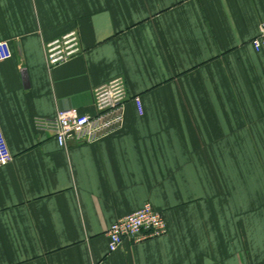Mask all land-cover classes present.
<instances>
[{
  "label": "crops",
  "instance_id": "1",
  "mask_svg": "<svg viewBox=\"0 0 264 264\" xmlns=\"http://www.w3.org/2000/svg\"><path fill=\"white\" fill-rule=\"evenodd\" d=\"M263 23L264 0H0L14 155L0 167V264H264V199L237 193L239 148L253 175L247 155L264 146ZM73 30L81 54L50 67L46 45ZM117 77L123 122L98 140L62 147L37 125L96 114L95 88ZM147 201L168 234L110 252V226Z\"/></svg>",
  "mask_w": 264,
  "mask_h": 264
},
{
  "label": "built area",
  "instance_id": "2",
  "mask_svg": "<svg viewBox=\"0 0 264 264\" xmlns=\"http://www.w3.org/2000/svg\"><path fill=\"white\" fill-rule=\"evenodd\" d=\"M252 45L257 51L264 49V23ZM81 52L82 45L77 30L51 41L45 47L46 61L50 67L67 62ZM10 56L8 43L0 42V59ZM129 97L125 79L117 77L95 88L96 114H79L75 109H64L54 117L37 119L36 123L40 128L51 131L62 147H66L71 139L93 142L122 124L125 104ZM133 99L138 108L142 109L141 98ZM13 159L14 155L0 123V167ZM168 231L169 226L162 212L156 209L152 202L147 201L141 208L119 218L110 226L107 232L109 251H117L126 239L133 243H142L165 236Z\"/></svg>",
  "mask_w": 264,
  "mask_h": 264
},
{
  "label": "rangeland",
  "instance_id": "3",
  "mask_svg": "<svg viewBox=\"0 0 264 264\" xmlns=\"http://www.w3.org/2000/svg\"><path fill=\"white\" fill-rule=\"evenodd\" d=\"M242 139L239 138V142ZM264 146L255 142L254 151L253 153H249L248 162H250V167L252 170L253 175H251V171L249 173V167L247 169L246 164V154L242 155L241 150L239 148V169H238V186H237V193L244 194L245 188L248 190V193L251 189L254 197H255V204L257 203L256 200L258 196H262L264 199ZM246 178L248 180L247 186L245 185ZM254 178V184L250 185V179ZM251 193V195H252ZM249 195V194H248Z\"/></svg>",
  "mask_w": 264,
  "mask_h": 264
},
{
  "label": "trees",
  "instance_id": "4",
  "mask_svg": "<svg viewBox=\"0 0 264 264\" xmlns=\"http://www.w3.org/2000/svg\"><path fill=\"white\" fill-rule=\"evenodd\" d=\"M168 223V222H167Z\"/></svg>",
  "mask_w": 264,
  "mask_h": 264
}]
</instances>
